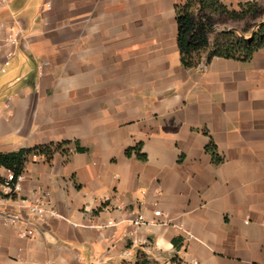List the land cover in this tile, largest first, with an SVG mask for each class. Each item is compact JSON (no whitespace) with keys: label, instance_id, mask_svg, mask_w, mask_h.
I'll list each match as a JSON object with an SVG mask.
<instances>
[{"label":"crops","instance_id":"crops-1","mask_svg":"<svg viewBox=\"0 0 264 264\" xmlns=\"http://www.w3.org/2000/svg\"><path fill=\"white\" fill-rule=\"evenodd\" d=\"M181 2L0 0V26L25 31L0 75V153L84 149L25 165L18 196L41 188L59 216L27 239L0 219V264H264V51L184 69ZM139 144L145 160L126 155Z\"/></svg>","mask_w":264,"mask_h":264},{"label":"trees","instance_id":"trees-1","mask_svg":"<svg viewBox=\"0 0 264 264\" xmlns=\"http://www.w3.org/2000/svg\"><path fill=\"white\" fill-rule=\"evenodd\" d=\"M257 0L240 3L236 10H229L220 0H182L175 6L176 46L180 65L186 70L207 65L213 58L244 62L255 53L264 51V20L250 26L248 30L231 28L217 32L212 17H226L236 22H246L259 14ZM197 11H200L197 14ZM140 144L128 149L126 155L135 152L140 160L145 156L138 153ZM207 152L213 153L215 145L210 142ZM84 149L77 141H62L21 149L16 152L0 153V170L10 171L15 176L23 173L24 167L34 158H43L50 163L55 154L69 157L72 152L81 153ZM219 161V158H215ZM139 264H146L140 260Z\"/></svg>","mask_w":264,"mask_h":264},{"label":"built area","instance_id":"built-area-1","mask_svg":"<svg viewBox=\"0 0 264 264\" xmlns=\"http://www.w3.org/2000/svg\"><path fill=\"white\" fill-rule=\"evenodd\" d=\"M4 34V37H1ZM25 36V31L19 23H12L7 26H0V54L3 55L0 75L5 73L10 60L15 56L17 46ZM23 175L15 176L10 171H0V207L6 201H11L18 212L0 211V219L3 223L13 227L19 238H36L43 235V231L35 222L34 218H54L58 217L57 211L51 206L49 193L43 189L37 190L35 197L31 200L19 197L20 182ZM160 212L156 211L155 216ZM133 225L144 224L142 217L137 216L132 221ZM191 264H197L192 261Z\"/></svg>","mask_w":264,"mask_h":264},{"label":"rangeland","instance_id":"rangeland-1","mask_svg":"<svg viewBox=\"0 0 264 264\" xmlns=\"http://www.w3.org/2000/svg\"><path fill=\"white\" fill-rule=\"evenodd\" d=\"M236 9L237 8L229 9V10H236ZM199 12L200 11H197V14ZM258 12H259V14L256 17L246 21L245 23L244 22H236V21L230 20L226 17H219L216 15H210L208 12L207 13L205 12V14L207 16L212 17L214 28L216 29L217 32H221L224 29L229 30L231 28H235L238 30H248L250 26H253L254 24H257V23L263 21L264 20V1L261 3V6H260V9Z\"/></svg>","mask_w":264,"mask_h":264}]
</instances>
